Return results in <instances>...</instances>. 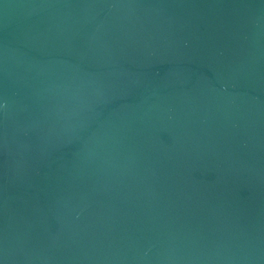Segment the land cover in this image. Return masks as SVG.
Here are the masks:
<instances>
[{"label": "water", "instance_id": "obj_1", "mask_svg": "<svg viewBox=\"0 0 264 264\" xmlns=\"http://www.w3.org/2000/svg\"><path fill=\"white\" fill-rule=\"evenodd\" d=\"M0 264H264V0H0Z\"/></svg>", "mask_w": 264, "mask_h": 264}]
</instances>
